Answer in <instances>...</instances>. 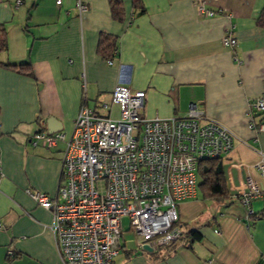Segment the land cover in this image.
Wrapping results in <instances>:
<instances>
[{
	"label": "crops",
	"instance_id": "0c3cea01",
	"mask_svg": "<svg viewBox=\"0 0 264 264\" xmlns=\"http://www.w3.org/2000/svg\"><path fill=\"white\" fill-rule=\"evenodd\" d=\"M80 1L81 13L78 0H0V264H9V249L21 254L13 264H63L52 214L26 190L55 196L64 144L32 148L29 139L51 117L68 136L83 102L116 118L119 85L145 93L146 119L181 118L194 105L232 133L233 148L220 160L226 199L199 191L178 204L182 231L199 230L201 241L149 252L121 240L113 264H264V199L252 202L251 215L238 199L247 177L259 179L254 166L264 156V133L248 125L249 102L264 94V0H204L224 13L212 18L200 17L193 0H120V19L110 0ZM231 25L233 49L221 43ZM25 62L23 71L2 66Z\"/></svg>",
	"mask_w": 264,
	"mask_h": 264
},
{
	"label": "built area",
	"instance_id": "2783aa9c",
	"mask_svg": "<svg viewBox=\"0 0 264 264\" xmlns=\"http://www.w3.org/2000/svg\"><path fill=\"white\" fill-rule=\"evenodd\" d=\"M193 2L200 17L224 14L206 9L204 0ZM77 9L81 13L86 6L78 0ZM232 30L233 25L221 39L230 49L236 46ZM144 100V92L116 86L111 93L116 118L100 115L83 102L68 136L40 130L29 139L32 148L64 144L55 196L26 190L40 208L51 212L50 231L63 264H113L124 217L138 248L146 245L156 252L177 242L183 232L178 204L197 198L199 163L221 160L233 148L232 133L204 119L194 105L181 118L146 119L141 115ZM248 106L250 129L263 134L264 94ZM254 167L259 179L247 177L238 194L248 215L252 202L264 198V156Z\"/></svg>",
	"mask_w": 264,
	"mask_h": 264
},
{
	"label": "trees",
	"instance_id": "16d2710c",
	"mask_svg": "<svg viewBox=\"0 0 264 264\" xmlns=\"http://www.w3.org/2000/svg\"><path fill=\"white\" fill-rule=\"evenodd\" d=\"M138 0H133L134 6L137 5ZM112 16L115 19H120L121 14V3L120 0H110ZM260 26L264 27V8L261 12V16L258 20ZM104 40V39H103ZM102 45V42H100ZM7 43H6V31L3 26H0V53L6 52ZM116 48H114L110 55L107 57L108 61L115 55ZM3 67L13 70H25L28 69L30 64L29 62L20 63L19 65H10L7 63L2 64ZM198 188L201 195L204 198H210L221 203L226 199V187H225V177L224 169L219 159L204 160L198 165ZM264 199V198H263ZM264 216V215H263ZM202 240V234L199 230H188L187 232H182L181 237L175 243H181L186 247H190L193 243L199 242ZM172 243L171 245L175 244ZM166 248V247H165ZM163 249V248H162ZM161 250V249H159ZM158 250V251H159ZM156 251V252H158ZM21 256L20 253L14 250H8L6 253V261L9 264H13L18 257Z\"/></svg>",
	"mask_w": 264,
	"mask_h": 264
},
{
	"label": "rangeland",
	"instance_id": "374dc122",
	"mask_svg": "<svg viewBox=\"0 0 264 264\" xmlns=\"http://www.w3.org/2000/svg\"><path fill=\"white\" fill-rule=\"evenodd\" d=\"M121 227L123 230L121 240L126 243L127 247H136L137 236L129 229V219L127 217L121 219Z\"/></svg>",
	"mask_w": 264,
	"mask_h": 264
},
{
	"label": "water",
	"instance_id": "95a60500",
	"mask_svg": "<svg viewBox=\"0 0 264 264\" xmlns=\"http://www.w3.org/2000/svg\"><path fill=\"white\" fill-rule=\"evenodd\" d=\"M43 130H45L48 134H53L62 131V125L54 118H47L45 122H43ZM144 250L152 252V250L148 246H143Z\"/></svg>",
	"mask_w": 264,
	"mask_h": 264
}]
</instances>
